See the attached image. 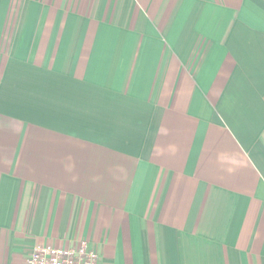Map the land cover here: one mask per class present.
<instances>
[{"label":"crops","instance_id":"obj_1","mask_svg":"<svg viewBox=\"0 0 264 264\" xmlns=\"http://www.w3.org/2000/svg\"><path fill=\"white\" fill-rule=\"evenodd\" d=\"M264 264V0H0V264Z\"/></svg>","mask_w":264,"mask_h":264},{"label":"built area","instance_id":"obj_2","mask_svg":"<svg viewBox=\"0 0 264 264\" xmlns=\"http://www.w3.org/2000/svg\"><path fill=\"white\" fill-rule=\"evenodd\" d=\"M98 252L88 240L68 246L37 245L26 260V264H100Z\"/></svg>","mask_w":264,"mask_h":264}]
</instances>
